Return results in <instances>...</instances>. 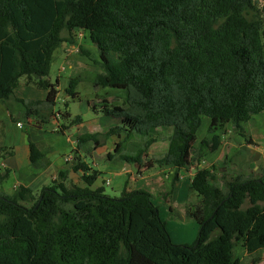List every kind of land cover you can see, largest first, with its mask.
Segmentation results:
<instances>
[{"label":"trees","instance_id":"16d2710c","mask_svg":"<svg viewBox=\"0 0 264 264\" xmlns=\"http://www.w3.org/2000/svg\"><path fill=\"white\" fill-rule=\"evenodd\" d=\"M263 28L264 0H0V104L14 99L37 126L56 119L58 81L47 79L54 53L75 45L73 32L87 33L97 57L78 53L101 69L93 89L115 91L121 103L92 101V113L116 125L80 136L78 146L97 149L100 136L114 137L109 161L146 173L171 170L165 199L179 173L193 169L188 192L198 199L185 211L196 239L175 244L150 193L125 184L113 198L92 189L99 173L75 152L71 172L84 187L60 172L37 195L24 186L0 193V264H242L237 248L250 257L264 252V177L227 180L200 166L228 126L254 145L244 126L264 118ZM20 79L46 98H15ZM82 80L71 78L66 96L77 99ZM159 129L170 131L167 150L150 157ZM29 149L31 166L44 167V154L35 144ZM12 153L0 147V159ZM9 173L0 169V182Z\"/></svg>","mask_w":264,"mask_h":264},{"label":"rangeland","instance_id":"374dc122","mask_svg":"<svg viewBox=\"0 0 264 264\" xmlns=\"http://www.w3.org/2000/svg\"><path fill=\"white\" fill-rule=\"evenodd\" d=\"M263 0H257L259 4L262 3ZM64 37H67L66 33L63 34ZM73 39L75 41V45L69 43H63L54 53V61L51 65L49 75L47 79L55 84L56 80H59V88L58 95L56 99V105L54 108L55 115L57 114V123L66 126L64 135H58L52 137V135L46 134V137H52L54 141V148L57 151L56 159L60 160L61 158L67 156H75V152L73 148H76L78 143L79 132L81 131H91L92 134H103L106 128L115 126V120L109 117H105L102 115H95L89 109V104L94 101H103L104 103L111 104H120L121 101L116 98V92L109 89H98L94 90L92 86L91 79L94 75L101 72L99 66L90 62L87 58L81 56L78 53V48L81 47L85 50H88L92 53L94 57H97L96 47L90 42L88 34L84 32L75 31L72 34ZM263 43H264V28L262 32ZM76 76H81L83 78L82 82L78 84L76 87V92L78 93V98L72 100L70 97L66 96L64 89L67 88L69 80ZM18 87L15 89L14 97L16 95H20L25 93L28 97H36L41 94L38 90L33 87H27L24 85L25 79H20ZM30 99V98H28ZM33 99V98H31ZM7 110L11 114H15L17 121H20L24 124L23 129H16L14 127V131L24 132V130L28 127L26 122V117L24 112L22 111V107L20 104H17L14 99L8 103V105L0 104V120L4 117L3 111ZM79 116L81 120L84 122V129L77 131V125L73 123L74 117ZM55 119H53L50 123L45 124L46 128H52L54 124H57ZM208 120L204 118L202 121V126L198 132V140H201L205 134V130L207 127ZM15 126V123H13ZM44 125V126H45ZM45 128V127H44ZM244 129L248 136L251 137L254 145L247 146L243 140L238 137L233 131L231 126H228L225 130V133L221 135V145L219 149L210 154L207 159L201 163L202 168L214 167L213 171L216 176L219 178L225 174V178L227 180L237 176L242 175L243 177H256L263 176L264 177V118L263 116H254L253 119L244 126ZM59 130V129H58ZM170 131L165 129H159L157 131V142L154 143L150 147L149 156L150 157H161L167 150L168 141L166 140V136ZM165 137V139H162ZM104 138L103 136L99 137V145L101 146L102 151L100 154H96L95 157L88 156L86 152V156L84 159L89 164V166H94L92 169L96 171H103L99 173L98 184L104 188V194L118 198L120 197L121 190L120 183L122 177L112 176L110 172H117L121 170L122 165L116 161H109L107 156L104 154L106 149H109L111 153L115 147L116 138ZM92 147L93 143H89ZM137 145L136 141L130 142L128 144V148L134 149ZM84 145H81V147ZM84 148V147H83ZM253 151V153H251ZM93 151L90 150V154ZM254 153L259 154V166L256 167L255 162L253 160ZM144 163V161H143ZM142 163V165H143ZM71 165H68L69 172H71ZM130 166L132 165H125ZM141 170V168H139ZM157 170H153L150 172H156ZM149 172V173H150ZM147 174V173H145ZM148 175V174H147ZM159 174L156 173V176ZM20 175H15L13 172H10L8 177L0 184V188H2L7 193H13L14 185L20 180ZM80 178H77V181H80ZM109 181V185L105 184V181ZM73 180H71L72 182ZM177 186L173 197V206L175 207V213L171 216L168 215V209L165 207V203L160 207L161 209V217L162 220L166 223V228L169 231V234L172 237V241L175 244H183L188 243L189 245L193 242H185L186 240H190L192 237V230H194L197 225L194 221L189 219H184L183 212V203H185V197L188 199L187 201L191 204L197 203V197H192V194L186 190V186H184V182L181 181ZM140 187V186H135ZM170 187H168L169 189ZM37 195V194H36ZM195 196V195H194ZM161 196L153 197V203L158 206ZM155 201V202H154ZM246 206V205H245ZM244 206V207H245ZM194 228V229H193ZM196 232L193 233L195 235V239L197 236ZM191 237V238H190ZM189 238V239H186ZM186 239V240H185ZM236 256H238L242 260V264H264V252H259L255 256H247L240 248H237L235 251Z\"/></svg>","mask_w":264,"mask_h":264},{"label":"crops","instance_id":"0c3cea01","mask_svg":"<svg viewBox=\"0 0 264 264\" xmlns=\"http://www.w3.org/2000/svg\"><path fill=\"white\" fill-rule=\"evenodd\" d=\"M57 81H58V87H57L58 89L60 83L58 79ZM24 85L27 87H33L32 85H26L25 83ZM38 91L41 92V94H39L38 97H36L37 95H34V97H29L30 95L26 97L27 95L25 93H22L20 95H16L15 98L17 99L33 98V100H44L46 98V92L41 91V90H38ZM3 112H5L3 116L4 118L0 120V147L12 148L13 153L11 156H8L4 159H0V169L9 170V172H13L15 175H20L19 178L21 181H18L14 185L13 187L14 189L19 186H24V187L29 188L33 192V194L36 195L39 193L41 188L50 185L51 182L58 177V174L60 172L68 173L67 181H66L67 184L74 183L79 187L85 186L82 180L77 181V178L81 179L80 173L75 174V173L69 172L68 165L72 164L73 160L70 163H66L65 159L66 158L73 159V156H67V157L61 158L60 160L56 159L55 157L58 150L54 148L53 144L55 140L52 137L58 136L60 134L64 135L65 131L63 130L66 129V126L64 125L61 126V124L57 123L58 122L57 120H55L57 124H54L52 128H46L48 125L47 126L46 125L37 126L35 119L27 118L25 116L28 127L24 130V132L18 133L17 131H14V127L16 129H19V128L23 129L24 124L21 123L20 121H17L15 114H11L7 110ZM73 120L76 121V125L78 126L77 127L78 132L85 128L84 122L81 120L79 116L74 117ZM55 122L53 121V123ZM13 123H15V126ZM18 124H20V126H18ZM46 134L52 135V137H46ZM84 134H92V132L88 130L82 131V132L80 131L79 137ZM30 143L35 144L38 150L44 154L45 157H44L43 162L46 163L44 167L33 168L31 166L30 149H29ZM89 143H92V142H87L82 147H79L77 143L76 148H73V151L77 153V156L81 159V161L86 163L88 166L89 164L84 159V156H86V152L88 153V156L96 157L97 156L96 154H100L101 153L100 151H102L101 146H99L97 149H93V145L91 147ZM90 150L93 151L92 154L89 153ZM109 153H111V151L109 149H106L104 154L107 156ZM93 167L94 166H91L90 168L92 169ZM96 172L102 173L103 171L99 170ZM145 173L146 172H143L142 169L140 170L137 165H133L132 167L122 165L121 170L117 172H110V174L114 177L115 176L122 177L121 183H120V188H122V190L125 184H127L126 186L128 190L142 189L150 193L153 197L154 196L157 197L158 195H160L161 201H159V205H158L160 217H161V209H160L161 207L160 206L164 203H165V206H167L165 207V209L166 208L168 209V215L169 216L173 215L176 211L175 207L173 206V197L177 189V186H179L178 184L181 181H183L184 186H186V189H187L186 191L188 192V187L193 178L194 170L190 169L189 171H182L179 173V180L175 183L171 191V194L167 197V199H165L163 196L170 190V188L168 189V187H170L172 171L171 170H160V171L158 170L156 172H150V173L147 172L148 175ZM156 173H158L159 175L156 176ZM98 179H99V174H98V178L96 179L95 183L91 187L92 189L102 187L97 183ZM71 180L73 181L71 182ZM2 182L3 181H1L0 184ZM135 186H140V187H135ZM1 192H4L8 195L13 194V193H7L2 188H0V193ZM186 197L184 201L185 203L182 204L183 212H184V219H185L186 207L188 203H190L187 201L188 199H186ZM192 197H195V196H192ZM170 208L172 212L169 210ZM195 229H197V227ZM195 229L192 230V235H191L192 238L190 237L191 238L190 240H186V239H189V238H186L185 242L187 241L194 242L195 235H193V233L196 232ZM171 240H172V237H171ZM183 244H188V243H183Z\"/></svg>","mask_w":264,"mask_h":264},{"label":"water","instance_id":"95a60500","mask_svg":"<svg viewBox=\"0 0 264 264\" xmlns=\"http://www.w3.org/2000/svg\"><path fill=\"white\" fill-rule=\"evenodd\" d=\"M251 153H253V151H251ZM258 158H259V154H258V153H254L253 160H254V162H255L256 167H258L259 164H260Z\"/></svg>","mask_w":264,"mask_h":264},{"label":"built area","instance_id":"2783aa9c","mask_svg":"<svg viewBox=\"0 0 264 264\" xmlns=\"http://www.w3.org/2000/svg\"><path fill=\"white\" fill-rule=\"evenodd\" d=\"M57 118H58V116H57V114H56V119H55V120H57ZM18 126H20V124H18ZM72 160H73L72 158H66V159H65V162H66V163H70ZM105 184H106V185H109V181L106 180V181H105Z\"/></svg>","mask_w":264,"mask_h":264}]
</instances>
